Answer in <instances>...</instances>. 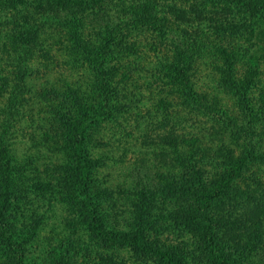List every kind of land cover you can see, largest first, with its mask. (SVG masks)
Returning <instances> with one entry per match:
<instances>
[{"label": "rangeland", "instance_id": "obj_1", "mask_svg": "<svg viewBox=\"0 0 264 264\" xmlns=\"http://www.w3.org/2000/svg\"><path fill=\"white\" fill-rule=\"evenodd\" d=\"M205 1L73 0L69 3L77 14L82 13L77 18L79 25L76 31H83L84 37L93 41L91 49L96 42L114 33L110 42H113L114 49L123 48L124 52L118 54L119 57L116 55L117 60L113 59L111 64L132 65L126 68L129 77L122 83L126 85L124 89H127L128 97L122 98L123 89H120L114 113L116 118L93 127L87 135L92 143L91 155L103 158L102 164L93 171L94 186L111 190V195L103 197V211L113 208L114 215L120 217L123 214L129 222L119 223L121 227H130L138 220L139 214L142 215L147 222L145 236L149 241L159 246L169 245L178 253L183 264L210 263L197 229L200 225L199 212L195 211L191 195L185 198L179 190L180 187L185 188L184 181L191 180V171L187 166L178 165L177 152L167 140L175 141L174 135L180 138L188 133L189 136L199 134L201 145L207 148L204 154L210 156L218 148L225 154L219 157L223 160H226L227 151L233 157H239L241 151L249 147L250 138V143L255 144L257 150H264V116L260 114H253L250 118L256 125L253 134L251 129L248 133L244 131V126L239 125L241 129H234L235 137L231 128L222 129L219 122L209 121L206 116L196 118L181 105L179 109L171 104L172 111L159 107L164 101L172 103L173 98L167 92L178 88L172 85L173 72L164 70L170 61L181 58L174 51L175 42L183 45L184 49H194L197 57L193 56L191 62V78L210 103L218 101L227 109L237 108L233 107L234 98L222 83L220 68L227 69L225 63L235 57L237 60L234 59L232 68L234 79H243L248 69L245 59L250 53L257 55L258 59L255 64L258 81L250 91L252 103L259 105L260 98H264V5L252 12L244 5L251 0ZM96 6L103 11L100 10L95 17L91 8ZM107 12L119 13L112 18L113 24H107ZM64 14L60 19H65ZM61 29L64 32L62 37L53 32L43 36V46L49 50L52 62L46 61L44 67H39L38 63L45 61H42L40 53L35 54L40 57L33 59L34 67L27 75L26 82L31 91H23L24 101L9 104L7 96L0 95V131L6 130L5 142L10 148L13 166L9 219L16 224L18 238L24 237L30 245L27 251L30 264H45L47 257L53 256L52 244L55 241H46V238L50 237L54 226L59 227L71 208L70 200L64 197L66 183L72 181L68 174L72 167L69 163L71 130L82 118L75 113L69 121L70 128H60L56 124L60 120L56 112L61 110L43 101L40 94L44 88H56L63 92L71 89L82 94L86 103L93 104L98 99L99 85L103 81L90 61L80 59L76 64L68 61L71 51L62 41L68 40L64 39L66 36L72 37L74 29L68 19L63 21ZM99 32L102 34L98 35ZM231 50H234V57L228 58L226 54ZM187 59L184 54L183 61ZM185 64L188 65V61ZM158 68L161 69V79H154L151 75ZM121 76L116 75L118 79ZM242 115V111H236L233 118L235 121L238 118L239 124L245 123L246 117L241 120ZM202 156L203 159L197 154L198 163L208 164L206 157ZM259 167L261 172H257L256 178L260 184L247 179L251 171H246V177L231 183V192H247L246 189L251 188L256 196L264 193V164H259ZM206 168L210 171L209 175L217 169L210 170V165ZM193 186L198 187V181H194ZM230 195L228 193L213 201L210 208L213 217L221 214L223 220L216 226L218 237L222 245L233 253L235 264H255L261 255L253 254L246 245L249 230L243 209L239 219L233 218L236 215L233 210L240 212V204L253 199L246 201L240 198L239 202H235L226 199ZM180 196L185 199H178ZM237 230L242 234V248H238L235 244L237 240L231 237ZM113 249L100 243L95 251L104 256V261L100 262L97 257L96 264H109V257L114 264H152L151 261H134L127 249H117V252ZM72 250L75 252L78 247ZM0 256V264H5L8 254L1 238ZM76 258L79 259L78 255Z\"/></svg>", "mask_w": 264, "mask_h": 264}, {"label": "trees", "instance_id": "obj_2", "mask_svg": "<svg viewBox=\"0 0 264 264\" xmlns=\"http://www.w3.org/2000/svg\"><path fill=\"white\" fill-rule=\"evenodd\" d=\"M203 1L206 2L205 0ZM72 2L73 0H0V95L3 97L7 96L6 102L17 104L20 101H24L23 91H31L30 85H27L26 82L27 75L30 74L32 67H34L32 65L33 59H39L40 57L35 54L40 53L41 58L44 59L42 61H45L44 63H38L39 67H44L46 61L47 63L52 62L48 53L49 50L43 46V36L51 32L54 35L59 33V37L64 36L62 34L64 32L62 29L60 31V27L63 21L67 19L69 25L74 29L71 32L72 37L66 36L64 39L68 40L62 41L71 51L68 61H71L72 64L80 62V59L90 61L92 67L96 71L98 70L97 76L103 80L99 85L98 99L93 104L86 103L82 94L71 89H66V92H63L56 88L51 90L44 88L40 94L43 101L45 100L50 105L52 104L54 109L61 110L56 112V114H59L60 119H58L59 122L56 124L60 128L64 126L70 128L71 124H68L75 113L82 117L78 125L73 126L74 130H71V159L69 163L72 167L68 174L72 181L71 183H66L65 193L63 191L65 199L70 200L71 208L68 216L64 217L63 221L59 223V227L57 225L54 226V231H52L50 237L46 238V241L54 239L55 242L52 244L53 256L51 258L47 257L45 264H68L67 261L70 262L69 264H96L97 257L102 262L104 261V256L95 251V248L100 243L114 248L113 250L116 252L117 249L129 250L131 257L133 255L132 259L137 262L145 261L148 263L151 261L152 264H183L179 259L178 253L173 248H170L169 245L159 246L155 242L149 241L147 236H145V231L148 229L145 226L147 222L143 220L142 215L139 214L138 220L129 225L130 227H121L119 223L128 224L129 222L123 214L120 217L114 215L113 208L109 209L108 212L107 210L106 212L103 211V197L111 195V190L108 187L98 188L94 186L96 181L92 178L93 171L102 164L103 161L101 162V160L103 158L91 155L92 143L87 135L88 131L93 127L116 118L114 113L117 110L120 89H123L121 97L124 99L128 97V91L124 89L126 85H122V83L129 77V72L126 71V68L128 65L129 67L132 65L129 63L126 67V65L122 66L120 62L111 64L113 59L117 60L116 55L119 57L118 54L124 52L123 48L117 47L114 49L113 42H110L115 36L114 33L108 34L107 40L96 42L93 49H91V42L93 41L84 37L83 31H76L77 25H79L77 18L82 13L77 14L75 12L77 10L74 11V8L69 5ZM146 2L155 3V0H146ZM235 2H238V0H235ZM244 5L254 12L264 5V0H251L245 2ZM100 10L102 9L97 6L96 8H91V12L95 17ZM64 12L65 19H60ZM107 14L109 18L107 24L109 25L114 23L112 18L114 16L117 17L118 15L116 14L119 13L107 12ZM115 27L117 28V26ZM99 34H102V32H99ZM108 39L110 40L108 41ZM174 48V51L181 58L170 61V64L166 65L164 70L173 72L174 78L172 79L174 82L172 85L174 87L176 85L178 88L176 89L175 87L172 91L167 92L173 98L172 103L164 101L160 103L161 106L159 107L172 111L173 109L169 107L171 104H175L176 108L179 109L181 105L196 118L206 116L209 121L219 122L222 129L223 127L231 128L234 136V129L236 127L241 129L239 128L240 126L242 128L244 126V131L248 133H250L249 129H251V134H253V129L256 128V125L254 120H250V118H252L253 114L264 116V105L262 104L264 98H260L259 105H254L250 94L252 86L258 81V77L256 78L257 65H255L258 60L257 55L250 53L245 59L248 68L245 77L243 79H234V74L232 73L234 59H236L234 50L226 54L228 58L234 57L232 60L229 58L225 63L227 69L220 68L222 83L227 86L234 98L233 107L234 105L237 107L235 110H230L221 102L214 101V103H210L196 88L195 82L191 78V62L194 60L193 56L197 57L194 49L192 47L184 49L185 47L181 46L179 42H175ZM184 54L188 58L185 61H183ZM186 61H188V65L185 64ZM156 71L151 77L161 79V69L158 68ZM117 74L122 75L121 78L118 79L116 77ZM131 94L133 95V93ZM236 111L244 113L241 116V120L246 117L245 123L239 124L238 118H236V121L234 120L233 116ZM6 135V130L0 131V238L8 254L5 264H30L27 255L29 250L28 241L24 237L18 238L15 230L16 224L11 218L9 219L11 217L9 207L13 196L11 188L13 166L10 148L5 142ZM187 135H182L181 139L178 135H174L175 141H167L171 143L172 148L177 152L178 165L187 166L191 171V180L184 181L185 188L180 187L179 190L185 198L187 195H191L195 204V211L199 212L200 225L197 229L201 233L202 247L209 263L235 264L232 259L233 253L222 245L216 230V226L223 222L222 217H220L221 214L217 217H213L210 214L213 201L221 199L230 193V198L227 197L226 199H232L235 202H239L238 199L240 198L246 199V201L253 199L252 202L247 201L249 205L243 201L240 204L241 207L239 206L240 209H238L240 212L236 213L233 210L234 214H236L233 218L239 219L243 209L248 222L247 230H249V240L246 245H248L249 251H252L253 254L261 255V258L255 264H264V193L256 196L251 192V188L246 189L247 192H238V190L231 192V183L235 182L236 179L241 180L246 177V171H251L250 177L247 179L256 184L261 183L256 176L258 171L261 172L259 164H264V150H257L254 146L255 144L252 145L250 143L252 142L250 138L248 141L249 147L241 151L239 157H233L231 152L227 151L226 160H223L219 159V157L225 154L218 148L213 151L211 148L210 156L204 154L207 148L201 145L202 138L199 134L189 136L188 133ZM179 139L180 144L178 143ZM197 154H200L202 159V155H204L206 157L205 162L208 164L198 163ZM207 165H210V170L217 168L214 174H208L210 171L206 168ZM253 165L256 168L252 169ZM194 181H198V187L193 186ZM98 185H100V182ZM184 197L180 196L178 199H185ZM237 221L233 222L232 229ZM29 230H31L30 224ZM241 235L238 230L231 235L234 240H237L235 244L238 248L243 247ZM75 246L78 247V250L74 252L72 248ZM76 255H78L79 259L76 258ZM107 260L110 261L109 264H114V260L110 257ZM97 264L100 263L97 262Z\"/></svg>", "mask_w": 264, "mask_h": 264}]
</instances>
